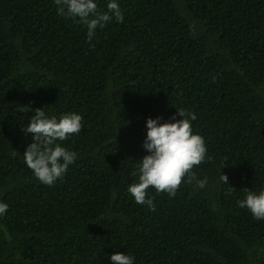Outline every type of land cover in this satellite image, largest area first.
Returning <instances> with one entry per match:
<instances>
[{"label":"trees","instance_id":"1","mask_svg":"<svg viewBox=\"0 0 264 264\" xmlns=\"http://www.w3.org/2000/svg\"><path fill=\"white\" fill-rule=\"evenodd\" d=\"M105 12L107 0H97ZM88 41L54 0H0V264H264V220L237 201L264 190V0H119ZM76 112L78 154L62 179L39 182L21 128L34 113ZM194 113L208 159L174 198L138 181L148 118ZM182 119V117H177ZM17 151L15 155L13 152ZM229 183L218 182L220 174Z\"/></svg>","mask_w":264,"mask_h":264},{"label":"clouds","instance_id":"2","mask_svg":"<svg viewBox=\"0 0 264 264\" xmlns=\"http://www.w3.org/2000/svg\"><path fill=\"white\" fill-rule=\"evenodd\" d=\"M58 13L65 19L79 20L86 26L87 38L91 42L97 28H103L115 18L123 23L124 15L119 0H107L105 12L98 11L97 0H54ZM31 110L32 115L26 126L21 128L31 143L23 154L24 162L33 176L42 184L52 186L62 179L70 165L78 159V154L64 147L58 141H66L83 128V118L76 112L49 116L43 109L34 111L20 106L19 111ZM182 117V119H177ZM197 119L194 113L178 109V112L165 121L163 117L148 118L143 148L148 155L139 160L135 175L138 181L129 184L127 192L139 205L155 208L154 200L148 197L151 187L159 193H167L174 198L182 182L193 184L196 189H205L208 178H197L193 171L208 159L204 138L194 134L192 122ZM17 151L14 150L13 155ZM218 182L229 183L222 173ZM246 196L238 200V207L247 209L256 220H264V190L257 192L245 189ZM8 204L0 202V217L8 211ZM109 264H135V257L123 252L109 255Z\"/></svg>","mask_w":264,"mask_h":264}]
</instances>
